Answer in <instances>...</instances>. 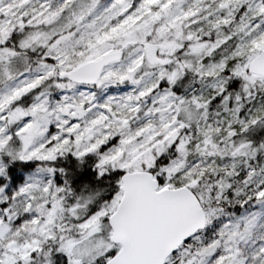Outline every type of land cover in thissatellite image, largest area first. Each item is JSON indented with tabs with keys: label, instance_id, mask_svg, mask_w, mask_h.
I'll use <instances>...</instances> for the list:
<instances>
[{
	"label": "snow or ice",
	"instance_id": "snow-or-ice-1",
	"mask_svg": "<svg viewBox=\"0 0 264 264\" xmlns=\"http://www.w3.org/2000/svg\"><path fill=\"white\" fill-rule=\"evenodd\" d=\"M0 264H264V0H0Z\"/></svg>",
	"mask_w": 264,
	"mask_h": 264
}]
</instances>
